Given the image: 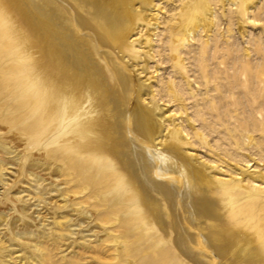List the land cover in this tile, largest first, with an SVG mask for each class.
<instances>
[{"label":"bare ground","instance_id":"obj_1","mask_svg":"<svg viewBox=\"0 0 264 264\" xmlns=\"http://www.w3.org/2000/svg\"><path fill=\"white\" fill-rule=\"evenodd\" d=\"M60 1L70 8L58 0H0V52L2 61H10L0 63L10 74L0 79V97L17 99L8 105L15 112L32 102L35 157L47 159L54 176L63 174L68 187L79 186L61 194L62 186L52 182L62 206L77 193L97 199L91 210L83 203L69 207L58 224L94 219L89 230L101 232L107 224L117 226L118 235L106 232L102 238L119 252L122 236L131 237L137 228L135 220L152 221L173 251L164 245L142 264H198V253L222 258L220 264H264V225L251 207L235 209L225 198L238 192L237 181L217 180L207 165L183 150L180 128L163 132L160 109L143 97L145 84L118 64L126 62L125 56L134 59L131 46L137 39L132 35L138 24L150 23L147 10L153 0ZM203 8L197 3L186 9L174 41L192 34ZM102 47L121 53L118 63ZM261 70H242L247 74L242 85L262 84ZM3 107L0 103V111ZM11 123L16 130L24 128ZM5 138L0 137V155L12 152ZM2 166L0 161V184L6 185L9 167ZM215 185L222 186L225 200L215 197ZM19 212L29 215L25 206ZM6 221L0 212V228ZM8 226L19 238L21 232L33 235L26 226L19 232L16 219ZM192 242L202 245L199 251ZM138 244L128 249V257L138 254ZM9 252L2 248L0 261Z\"/></svg>","mask_w":264,"mask_h":264},{"label":"rangeland","instance_id":"obj_2","mask_svg":"<svg viewBox=\"0 0 264 264\" xmlns=\"http://www.w3.org/2000/svg\"><path fill=\"white\" fill-rule=\"evenodd\" d=\"M247 1L249 5L244 0H153L147 10L150 23L138 24L132 35L137 39L131 46L133 60L125 56L123 62L117 50L102 49L145 84L143 97L152 108L160 109L163 132L180 128L185 136L183 150L207 165L217 180L237 181L240 189L225 195L228 202L235 209L251 207L257 222L264 225V82L242 85L247 75L242 70L247 68H261L264 79V0ZM197 3L204 6L198 12L201 22H193V32L185 41H174L186 9ZM1 54L0 63H10L2 61ZM4 77L10 74L0 69V79ZM0 103L4 104L0 127L6 126L0 137H6L12 151L0 155L3 169L9 167L4 171L6 185L0 184V212L7 219L0 228V251H10L1 264H142L164 245L173 251L152 221L135 220L138 226L131 237L122 236L119 252L102 238L106 232L118 235L117 226L107 224L102 232L98 228L91 231L94 219L89 224L59 225L66 209L83 203L91 210L97 199L77 193L67 201L69 206H62L51 190L52 182L62 186L61 194L78 191L79 186L68 187L63 174L54 176L47 159L35 157L38 135L33 131L32 102L16 112L8 105L17 104V99L0 97ZM12 121L24 128L16 130ZM214 189L215 197L225 200L222 186ZM22 206L31 217L19 212ZM12 219L19 232L26 226L33 235L21 232L19 238L12 234L8 226ZM184 226L196 234L194 227ZM136 242L138 254L128 257V249ZM192 246L198 251L202 247L193 242ZM203 255L198 253V264H220L215 256Z\"/></svg>","mask_w":264,"mask_h":264}]
</instances>
